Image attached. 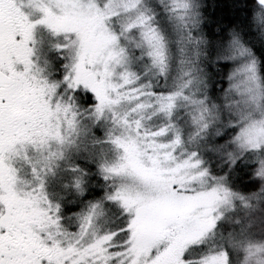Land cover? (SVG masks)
Wrapping results in <instances>:
<instances>
[{
    "label": "snow or ice",
    "instance_id": "obj_1",
    "mask_svg": "<svg viewBox=\"0 0 264 264\" xmlns=\"http://www.w3.org/2000/svg\"><path fill=\"white\" fill-rule=\"evenodd\" d=\"M0 264H264V0H0Z\"/></svg>",
    "mask_w": 264,
    "mask_h": 264
}]
</instances>
